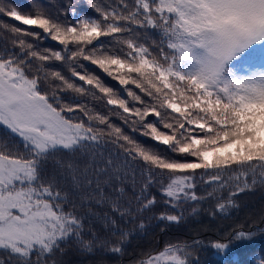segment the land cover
<instances>
[{"label": "snow or ice", "instance_id": "1", "mask_svg": "<svg viewBox=\"0 0 264 264\" xmlns=\"http://www.w3.org/2000/svg\"><path fill=\"white\" fill-rule=\"evenodd\" d=\"M88 2L93 15L69 4L53 16L36 0L28 11L0 0V17L12 21L0 20V128L9 137L0 140V264H49L72 240L119 254L131 235L124 225L158 202L157 219L178 223L187 203L216 199L223 212L264 184V116L252 112L264 105V70L229 66L264 63V0ZM150 31L159 39L149 41ZM109 188L108 236L84 239L91 211L80 209L105 202ZM251 236L236 230L211 246L222 254ZM193 247L168 242L133 264H194Z\"/></svg>", "mask_w": 264, "mask_h": 264}, {"label": "trees", "instance_id": "2", "mask_svg": "<svg viewBox=\"0 0 264 264\" xmlns=\"http://www.w3.org/2000/svg\"><path fill=\"white\" fill-rule=\"evenodd\" d=\"M12 2L23 11L32 9L33 0H12ZM36 2L53 16H56L61 9L67 8L69 4L75 7L80 15L94 14L88 0H36ZM68 11L70 13L71 9L69 8ZM63 18L61 16V19ZM68 19H71L70 15ZM0 20H8V18L0 17ZM8 22L12 21L8 20ZM16 23L19 24V22ZM147 38L150 41L159 39V36L156 32L150 31ZM35 43L40 48L52 47L55 44L51 41H35ZM55 65L59 67V70L67 73L66 66L60 65L59 62H55ZM229 66L238 75H248L256 70H264V63H261L257 57H249L244 61L234 60ZM89 70H95V66H89ZM106 83L113 87H119L110 78L106 80ZM44 86L48 87V84L44 83ZM124 95L126 96V93ZM84 102L89 103L97 110H104L102 101H94L89 97ZM252 112L258 116H264V105L253 107ZM164 115L167 118V114ZM111 119L113 123L124 127L127 134L132 135L139 142L152 147L153 150L166 151V146L143 137L139 132H132L130 128L123 125L118 117L113 116ZM160 127L162 128V125ZM6 139L9 137L4 129L0 128V140ZM110 193L111 189L109 188L106 190L105 202L86 204L83 209H80L82 212H88L89 209L91 211V215L86 216L84 220V239H91L92 232H96L100 238L108 236L104 217L106 214L112 215L111 205L106 202ZM223 195L226 197L227 192ZM130 196V190H126L123 199L127 200ZM157 198L159 201V196ZM96 199H100V197ZM217 202L216 199H209L185 204L182 218L178 223L157 219L161 210L158 202L152 209L140 213L134 222L124 225L131 233L124 245V252L105 253L98 251L95 247L92 251H87L77 241L72 240L61 245L62 252L57 251L47 259L49 264L53 259L58 264H133V261L144 250L159 249L168 242H185L194 245L190 257L194 264H257V260L264 257V184L257 183L250 189L234 196L233 205L227 207L223 212L216 210ZM141 221L144 225L143 228L139 227ZM236 230L250 231L253 236L233 241L223 250L222 254L220 250L211 246L213 242H227ZM0 258L7 259V254L0 251Z\"/></svg>", "mask_w": 264, "mask_h": 264}]
</instances>
